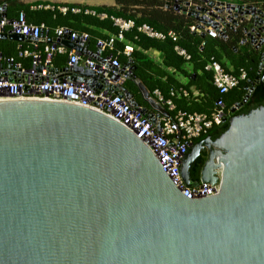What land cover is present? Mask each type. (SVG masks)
Masks as SVG:
<instances>
[{
    "label": "water",
    "instance_id": "obj_1",
    "mask_svg": "<svg viewBox=\"0 0 264 264\" xmlns=\"http://www.w3.org/2000/svg\"><path fill=\"white\" fill-rule=\"evenodd\" d=\"M198 1L206 7L172 8L207 26V9L226 13L235 26L232 14H243L242 5ZM246 8L261 15L241 17L239 25L253 44L262 36L255 50L264 67V15ZM197 33L206 37L201 28ZM5 39L24 37L0 35ZM67 39L52 42L83 51ZM131 64L118 73L129 68L128 78L154 104ZM261 69L232 114L264 83ZM107 91L125 92L139 106L124 88ZM203 152L206 162L193 180L190 168ZM217 170L216 195L187 199L150 149L109 117L67 103L0 101V264H264V108L231 118L219 139L192 144L180 177L186 187L215 185Z\"/></svg>",
    "mask_w": 264,
    "mask_h": 264
},
{
    "label": "built area",
    "instance_id": "obj_2",
    "mask_svg": "<svg viewBox=\"0 0 264 264\" xmlns=\"http://www.w3.org/2000/svg\"><path fill=\"white\" fill-rule=\"evenodd\" d=\"M241 5L243 14L241 16L235 13L232 14L233 20L238 24L237 26L228 20L226 13L218 14L212 9H207L208 12L204 14V18L207 23L212 21V24L207 26L193 20L194 23L190 27V32L198 34L197 29L201 28V31L210 38L226 39L227 31H235L240 27L239 19L241 17L245 16L251 20L261 19V15H258L257 12L252 13L251 9L246 7L261 11L264 15L263 10L251 3ZM4 7L6 6L0 5V35H21L24 37L22 42L29 43L33 46V50H21V47L17 46L18 50H21L20 57L31 59L29 69L23 68L21 63H15L12 59H6L2 62L0 56V101L67 103L101 113L125 127L150 149L159 161L165 175L184 197L198 199L212 197L217 194L220 183L219 170L216 171L217 184H199L195 188L185 186L180 177V168L190 146L194 144L193 141L206 134L213 126H219L225 119L224 107L220 100L215 102L214 109L209 114H188L179 111L173 113L175 110L173 102L170 99H163L156 91L153 94L161 103L160 105L165 106L169 114H173L153 116L150 119L143 114L141 106L131 104L125 92L114 94L107 91L110 86L124 88L125 81L129 79L130 69L126 68L123 73L119 74L121 64L116 58L105 54L107 51H112L115 40H123L122 32L128 31L134 26L132 21L111 18L114 25L118 27L119 33L110 36L107 40H97L94 50L91 51L87 46L89 41L87 34H75L69 30L59 28L55 30L54 38H48L43 32V26L27 24L23 15L10 21L7 18H2ZM199 7H206V4L201 2L200 5H193L190 3L192 9ZM41 8L53 9L52 6L32 7V9ZM57 10L62 14L67 11L66 7L63 6H58ZM71 11L75 14L80 13V8H74ZM83 13L99 19L106 18L105 14H96L89 9H85ZM213 15L216 18H212ZM137 31L156 40H164L166 37L172 39V41L177 39L175 33L171 31L162 34L147 25L138 27ZM67 32H69V35H67ZM222 33L225 38L221 37L220 34ZM242 35L241 45H247L253 50L262 38V36L255 37V44H253L247 39L245 32H242ZM64 36H67V40L76 47L83 48V51L80 53L75 49L69 50L59 42H52L57 38L61 40ZM41 43H43L42 50H38L37 47ZM132 50V46H125L123 55L129 57ZM174 50L183 59L189 61V55L183 49L175 47ZM56 54L67 55L65 66L61 68L53 66L52 58ZM74 64L82 68L80 72L72 69ZM260 68H262L260 72L262 77H260L264 79V67L260 65ZM205 70L211 72L213 86L220 94L237 88L244 81L248 82L244 71L232 75L225 72L221 65L214 61L208 62ZM85 71L92 72L99 79L93 81L83 74ZM5 94L8 96L3 97ZM169 95L172 98L189 97L186 91H170Z\"/></svg>",
    "mask_w": 264,
    "mask_h": 264
},
{
    "label": "trees",
    "instance_id": "obj_3",
    "mask_svg": "<svg viewBox=\"0 0 264 264\" xmlns=\"http://www.w3.org/2000/svg\"><path fill=\"white\" fill-rule=\"evenodd\" d=\"M114 7H88L77 4L53 5V9H32L30 5H23L19 0H1L0 5L6 6L5 15L7 20H15L23 15L25 22L34 26H43L44 34L48 38L55 37V30L63 28L75 34L85 33L89 36L88 49L94 50L97 40L93 39L92 32L88 26L98 27L111 32L113 35L119 33V29L114 25L111 18L121 19L123 21H132L134 26L128 31L122 32L123 40H115L112 51H107L105 55H111L116 58L122 65L131 61L135 67L134 75L136 79L144 86L150 96L154 92H158L163 99H170L177 109L182 110L181 102L177 98L170 97V91H179V85L165 73L164 69H160L152 60L144 53L134 49L136 47L143 51L149 49L156 50L161 53L162 64L165 68H174L181 72V66L186 62L183 57L179 56L174 48L179 47L189 55V61L194 66V76H190L189 86H193L205 97L201 103H194L195 107L188 114H209L214 109L216 101L220 100L223 104L226 122L221 126H213L206 134L200 136L193 141L198 144L201 141L210 139L215 141L224 135L229 128V120L234 117L245 116L251 111L264 108V83L260 82L254 86V90L250 94L247 102L235 113H231V109L241 103L246 91L249 87L247 81L239 84L235 89L227 93L220 94L213 86L212 74L205 70L206 65L210 61L217 62L225 70L232 75H237L240 71H244L248 81H254L260 69L259 53L251 49L247 45H241L242 29L238 27L235 31H227L226 39H213L208 36L201 38L200 35L190 32V27L194 21L184 15L178 14L173 10V4L191 3L200 5L198 0H114ZM244 3H251L264 11V0H250ZM169 4V7L166 5ZM38 6V5H37ZM40 6V5H39ZM45 6V5H41ZM58 6L66 7L67 11L62 14L57 10ZM80 8V13H72V9ZM85 9L93 10L96 14H105V19H99L91 15L84 14ZM147 25L156 32L167 34L173 32L177 36L175 41L170 38L164 40H156L145 36L137 31V28ZM129 41L128 44H125ZM130 45L133 50L129 57L123 55L124 47ZM33 50V46L29 43H18L8 39L0 40V56L2 62L6 59H12L15 63H21L22 67L29 69L31 66L30 58L20 57L21 50ZM43 43L39 44L37 49L42 50ZM188 61V62H189ZM67 63V55H54L52 64L55 68H61ZM230 64L233 71L229 72L226 64ZM262 77V74L260 75ZM135 102L139 106H146L141 98L139 89L135 82L127 79L123 85ZM181 90V89H180ZM193 104V103H192ZM208 109V110H205ZM207 159L206 153H201L190 168V176L193 180H198L200 171Z\"/></svg>",
    "mask_w": 264,
    "mask_h": 264
},
{
    "label": "crops",
    "instance_id": "obj_4",
    "mask_svg": "<svg viewBox=\"0 0 264 264\" xmlns=\"http://www.w3.org/2000/svg\"><path fill=\"white\" fill-rule=\"evenodd\" d=\"M1 1V0H0ZM210 1H221L225 3H231L235 5H241L244 4L246 1L250 0H210ZM19 2L23 5H30L31 7L39 6V5H45V6H53V5H62V4H77L82 6H88V7H99V6H106V7H114L115 2L114 0H19ZM90 31L92 32V40L93 39H107L109 36H112L113 34L107 30L94 27V26H88ZM129 41H126L125 44H128ZM142 53H144L150 60H152L160 69H164L165 73L169 75L178 85H179V91H186L189 94V97H178L176 100L181 102V108L182 110L177 109L174 110L173 113L179 111V112H185L186 110L189 111L195 107L194 103L199 104L204 99V95L199 92L196 88L193 86H189L190 76H194V66L189 61H186L181 66V72L175 70L174 68H165L162 64V56L161 53L149 49L147 51H143L140 48L136 47L134 48ZM131 67H134L133 63L131 64ZM226 67L228 68L229 72H232L233 69L230 66V64H226ZM135 68V67H134ZM138 81V80H137ZM136 84V83H135ZM144 87V86H143ZM181 89V90H180ZM146 90V89H145ZM177 91V92H179ZM141 98L146 103V106H141L142 108L147 109L152 116H165L160 110L157 108V104L160 105L161 103L158 102L157 98L153 94L152 96L149 95L150 99L152 100L154 104H151L148 102L142 95L141 91L139 90ZM148 93V92H147ZM193 103V104H192ZM163 109L167 112V109L165 106L161 105ZM208 110V109H205ZM168 113V112H167ZM171 113V114H173ZM168 113V115H171Z\"/></svg>",
    "mask_w": 264,
    "mask_h": 264
}]
</instances>
